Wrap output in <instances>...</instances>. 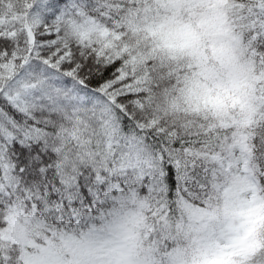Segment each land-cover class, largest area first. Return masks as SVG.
I'll return each instance as SVG.
<instances>
[{"label":"snow or ice","instance_id":"1","mask_svg":"<svg viewBox=\"0 0 264 264\" xmlns=\"http://www.w3.org/2000/svg\"><path fill=\"white\" fill-rule=\"evenodd\" d=\"M21 209L115 217L74 264H264V0H0V264H61Z\"/></svg>","mask_w":264,"mask_h":264},{"label":"rangeland","instance_id":"2","mask_svg":"<svg viewBox=\"0 0 264 264\" xmlns=\"http://www.w3.org/2000/svg\"><path fill=\"white\" fill-rule=\"evenodd\" d=\"M118 210L119 206L117 207ZM22 211V210H21ZM123 211H134L131 203L124 204ZM26 216L32 217L33 214L25 213ZM35 217V216H34ZM114 216H107L101 223L92 222L87 228L77 232H66L64 227L58 231L55 228L46 227L37 217L31 221L30 238L40 246H46V242L55 245V251L61 264H74L80 251V242L88 235L92 234L93 238L104 236L108 231V225L114 220ZM101 223V224H100ZM54 234V237H53ZM133 254L141 259L148 258L154 264H166V257L158 248L154 249L150 241L142 234L140 235L135 247L132 249Z\"/></svg>","mask_w":264,"mask_h":264},{"label":"trees","instance_id":"3","mask_svg":"<svg viewBox=\"0 0 264 264\" xmlns=\"http://www.w3.org/2000/svg\"><path fill=\"white\" fill-rule=\"evenodd\" d=\"M252 163L255 162L253 161ZM104 207H105V211L107 212L109 210V205L106 204ZM115 207H118V205ZM21 210L24 211L25 213L33 214L40 221H42L46 227L55 228L58 231L62 230V227H64L66 232H71V233L87 228L92 222L102 223L104 221V220L103 221L86 220L85 219L86 214L84 213L83 209H80L79 215H74L72 212L68 211V212H64L62 217L60 214L57 213L36 215L35 213L31 212V210H25V209H21Z\"/></svg>","mask_w":264,"mask_h":264}]
</instances>
